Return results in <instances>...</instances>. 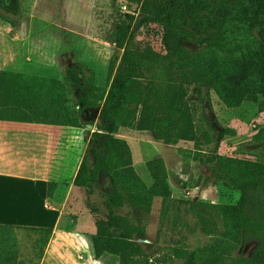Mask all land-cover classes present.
<instances>
[{
    "label": "trees",
    "instance_id": "obj_1",
    "mask_svg": "<svg viewBox=\"0 0 264 264\" xmlns=\"http://www.w3.org/2000/svg\"><path fill=\"white\" fill-rule=\"evenodd\" d=\"M22 0H0L2 19L15 23L21 15ZM212 8L208 0H144L138 26L158 24L162 27V45L166 51L168 81L137 76L131 50L134 33L123 25L117 34L124 51L114 72L111 69L104 86L97 85L95 71L81 62L65 68L62 79L68 83L77 117L84 125L95 127L86 136L88 142L74 184L85 190L86 206L95 217L96 232L88 234V242L97 259L115 258L119 264H150L143 240L148 236L153 201L162 198V208L173 198L161 158L149 160L147 168L152 182L148 184L137 172L128 142L117 134L121 127L150 131L156 139L177 144L180 140L194 142L193 159L198 156L202 140L212 142L235 134L230 127L217 128L197 115L198 100L211 104L214 91L229 108H238L258 95L264 98V0H237L220 29L219 20L210 22L206 36L194 49L182 44L180 33L191 17L198 25V16ZM244 12V14L242 13ZM129 19H134L129 14ZM192 33V32H190ZM192 37L197 40L196 36ZM113 73V74H112ZM193 87V96L190 88ZM203 121L206 124H203ZM213 181L240 192L236 204L217 205L231 220L237 235L247 242L256 240L257 247L240 264L264 263V163L249 166L242 172H229L216 166L210 168ZM57 183L50 182L52 196ZM98 190L104 210L92 200ZM102 214V215H101ZM13 226H3L8 228ZM40 229L52 234V228ZM219 245L187 250L175 248L181 264H201L221 258ZM12 263L11 256L0 252V264ZM160 264H171L169 262ZM209 264H212L210 262Z\"/></svg>",
    "mask_w": 264,
    "mask_h": 264
},
{
    "label": "rangeland",
    "instance_id": "obj_2",
    "mask_svg": "<svg viewBox=\"0 0 264 264\" xmlns=\"http://www.w3.org/2000/svg\"><path fill=\"white\" fill-rule=\"evenodd\" d=\"M143 1L22 0L21 15L11 17L15 23L4 21L0 10V64L25 74L37 72L44 78H61L68 65L81 62L95 71L97 85L104 86L113 66V73L116 72L124 51L118 45L117 34L122 32L123 25H130L134 33L131 54L135 74L168 81L169 65L161 41L162 27L153 23L137 25ZM208 1L212 8L198 16V25L192 23L190 16L185 22L186 32L180 33L183 45L196 49L199 39L206 36L210 22L219 20L221 29L229 8L237 2ZM129 14L134 15L132 21ZM192 90L193 87L189 90L190 96H193ZM209 94L211 104L198 100L197 115L207 118L217 130L234 128L235 134H227L221 140L216 137L212 142L202 140L197 154L206 162L201 164L193 159L194 142L189 147L184 143H165L147 131L130 140L139 175L151 184L147 162L161 158L173 190V198L165 209L162 198L153 201L147 227L149 233L142 242L150 264H181L183 259L175 255V248L193 250L211 245H219L222 257L213 262L206 256L201 264H240V259L249 258L258 245L256 240H241L234 223L216 207L236 204L240 192L221 181H213L210 168L216 166L229 172H242L249 166L264 163V98L258 95L238 108H229L214 91ZM74 111V124L82 135L75 149L78 155L84 150L87 130L95 127L81 124L76 105ZM130 129L122 128L119 133L125 134V130ZM91 197L104 210L98 190ZM28 202L31 201L24 194L21 204ZM23 207L19 210L23 211ZM86 221L92 222L89 214L82 216V227ZM66 232L70 233L63 229V235H58L57 239H53L52 234L47 239V233L40 229L0 228V252L12 257L10 264H119L111 256L95 258L88 240L75 234L79 240L68 241L64 236Z\"/></svg>",
    "mask_w": 264,
    "mask_h": 264
},
{
    "label": "crops",
    "instance_id": "obj_3",
    "mask_svg": "<svg viewBox=\"0 0 264 264\" xmlns=\"http://www.w3.org/2000/svg\"><path fill=\"white\" fill-rule=\"evenodd\" d=\"M74 105L66 80L25 74L0 64V225L52 228L53 239L67 229L68 241L79 240L75 234L87 241V235L96 232L85 190L74 184L88 145L83 140L84 150L76 155L82 135L74 124ZM143 132L130 129L117 136L132 150L130 140ZM86 136L89 140L88 132ZM192 142L180 140L175 145L189 147ZM132 156L135 166L133 150ZM50 182L57 183L52 196L48 195ZM24 194L31 202L21 204ZM84 214L92 222L82 227Z\"/></svg>",
    "mask_w": 264,
    "mask_h": 264
}]
</instances>
